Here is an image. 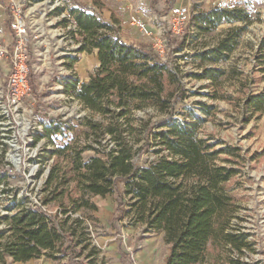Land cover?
Instances as JSON below:
<instances>
[{
    "label": "trees",
    "instance_id": "obj_1",
    "mask_svg": "<svg viewBox=\"0 0 264 264\" xmlns=\"http://www.w3.org/2000/svg\"><path fill=\"white\" fill-rule=\"evenodd\" d=\"M171 5L172 0H166L163 12ZM104 8L102 0L91 4L74 0L57 8L58 14L66 11L76 25L77 52L97 51L99 63L87 81L73 70L77 56L68 64L71 72L61 80L63 92L88 113L74 118L72 124L53 118L36 134L35 144L44 137L54 142L47 151L53 162L42 203L56 205L61 217L40 205H29L27 198L11 199L1 219L5 226L0 228V264L43 256L63 259L70 244L86 235L84 220L73 213L97 209L93 196L115 193L125 207L119 209L120 215L125 211L132 224L164 234L170 245L166 264H205L211 245H223L242 256L253 242L234 223L240 205L229 186L242 173L246 158L242 148L203 133L214 115V104L197 101L200 113L192 106L176 109L185 93L178 68L164 61L153 46L123 40L116 33L120 19L112 12L111 19L104 20L100 14ZM68 17L61 22L68 24ZM190 21L196 36L212 33L225 22L242 23L230 27L212 46L193 50L199 70L191 77L210 82L207 95L211 98L231 100L218 88L227 71L215 64L235 51L243 31L254 22L252 14L241 7L216 5L196 10ZM168 35L169 31L167 46L182 50L186 38ZM255 57L264 75V37ZM242 105L248 113L246 121L262 115L264 88L249 93ZM77 126L83 130L72 141L55 143V137L67 136ZM87 152L92 154L86 157ZM145 153L153 157L145 159ZM1 167L0 156V189L12 192L11 176ZM229 255L232 264H246Z\"/></svg>",
    "mask_w": 264,
    "mask_h": 264
},
{
    "label": "rangeland",
    "instance_id": "obj_2",
    "mask_svg": "<svg viewBox=\"0 0 264 264\" xmlns=\"http://www.w3.org/2000/svg\"><path fill=\"white\" fill-rule=\"evenodd\" d=\"M72 1L0 0V27L6 38L10 36L8 20L11 12L8 6H18L29 24L33 91L26 98L25 109H21L19 116L25 119H21L23 123L27 122L32 127L31 135L34 138L43 130L44 123L53 118L72 124L74 118H83L88 113L77 100L63 92L61 85L62 78L71 72L68 64L72 57L78 58L73 70L82 81L89 79L99 63L96 50L77 52L73 22H61L68 15L66 11L57 13L58 7H67ZM76 1L92 3V0ZM102 1L106 8L100 11L101 17L109 21L112 12L118 16L120 22L116 33L123 40L153 47L164 42L167 31L169 39L175 36L170 30L174 26V17L182 7H188L191 15L198 9L208 10L216 5L241 7L252 14L254 22L243 31L235 51L228 59L215 64L227 71L218 88L221 93L230 96L231 100L211 98L207 95L212 88L210 82L191 77L193 72L199 70V61L193 55V50L203 45L212 46L230 27L242 25L241 22H225L212 33L196 36V26L190 21L182 36H178L179 39L186 38L182 50L178 51L169 44L170 47H164L161 57L172 67L178 68L185 88L176 109L179 111L184 106H192L200 113L197 101L214 104V115L208 118L203 133L240 146L246 156L242 173L234 177L229 186H232L235 200L240 205L239 217L234 219V223L250 234L252 249L240 256L238 253L232 254L223 245H211L208 262L205 264H232L229 254L246 264H264V113L246 121L248 113L242 105L249 93L264 88V75L255 57L264 37V0H172L171 7L165 12L166 0H157L154 8L149 0ZM7 69V63L0 61V93L6 82ZM82 130V126L74 127L67 136L55 137V143L72 141ZM53 146L54 142L45 137L36 144L33 141L23 148L20 164L9 168L12 173L8 187L12 188V192L4 193L3 188L0 189V228L5 226L1 219L8 213L5 207L11 199L27 198L31 206L42 203L44 183L53 162V157H49L47 151ZM91 154L87 152L85 156ZM152 157L145 153V159ZM92 201L97 209L73 213V217L84 220L86 235L76 238L70 244L71 250L63 259L53 260L43 256L28 262L9 260V264H166L170 245L165 241L163 233L147 231L143 225L132 224L125 216V211L120 215L119 209L125 207L120 206L116 193L93 196ZM43 207L51 215L61 217L56 205L43 204ZM79 251L81 254H78Z\"/></svg>",
    "mask_w": 264,
    "mask_h": 264
},
{
    "label": "built area",
    "instance_id": "obj_3",
    "mask_svg": "<svg viewBox=\"0 0 264 264\" xmlns=\"http://www.w3.org/2000/svg\"><path fill=\"white\" fill-rule=\"evenodd\" d=\"M0 7H2L1 2ZM8 8L11 12V18L8 20L9 38H6V34L0 27V61H5L8 65L6 82L0 93V156L2 158L1 172L11 176L12 172L9 168L20 164L23 148L25 145H30L34 137L31 135L32 127L27 122L23 123L21 119H25L19 116L21 109H25L26 98L33 91L30 81L29 24L26 15L18 6H8ZM68 18L73 22L72 18ZM190 19V9L186 6L180 8L174 17V26L170 31L177 37L182 36ZM72 26L75 29L74 22ZM166 45L165 37L164 42L154 47H157L158 52L162 54ZM40 206L42 207L41 204Z\"/></svg>",
    "mask_w": 264,
    "mask_h": 264
},
{
    "label": "crops",
    "instance_id": "obj_4",
    "mask_svg": "<svg viewBox=\"0 0 264 264\" xmlns=\"http://www.w3.org/2000/svg\"><path fill=\"white\" fill-rule=\"evenodd\" d=\"M150 1V4H151V6H152V8H154L155 7V5H156V1L157 0H149ZM165 3H166V1H165ZM91 4V3H90ZM166 5V4H165ZM164 9H165V7H164ZM104 9H102V11H103Z\"/></svg>",
    "mask_w": 264,
    "mask_h": 264
}]
</instances>
